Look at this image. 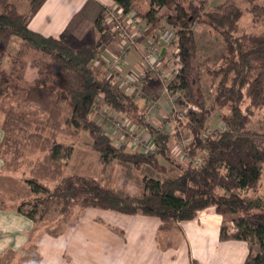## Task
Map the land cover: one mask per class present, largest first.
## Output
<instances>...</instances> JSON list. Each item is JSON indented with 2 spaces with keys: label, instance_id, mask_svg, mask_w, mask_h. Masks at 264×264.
Wrapping results in <instances>:
<instances>
[{
  "label": "trees",
  "instance_id": "1",
  "mask_svg": "<svg viewBox=\"0 0 264 264\" xmlns=\"http://www.w3.org/2000/svg\"><path fill=\"white\" fill-rule=\"evenodd\" d=\"M27 1V11L22 13L12 1L0 0V99L16 95L21 102L34 107L30 114L22 111L19 104L10 108L1 125L3 139L16 131L26 138L35 136L37 140H27L44 153L35 170L37 175L25 179L30 198L22 199L14 209L33 221L38 212L42 217L52 204L62 216L70 215L75 208L142 214L158 218L159 231H169L177 222L193 219L199 210L213 207L222 217L219 239L244 240L248 244L256 241L258 252L253 253L249 245L242 264H264V206L254 205L237 191L258 188L264 163V132L248 126L253 108L264 107V28L248 34L239 32L238 24L246 11L254 22L264 25V0H246L244 9L235 0H224L211 8L208 0H148L146 9L141 7L142 0H112L122 13H132L147 24L158 23L159 10L165 11V23L177 38L179 63L178 73L167 87L181 93L180 103H194L197 107H187L185 112V126L190 132L185 146L186 160L173 154L168 145L170 134L152 127L132 96L111 77L96 75L92 69V61L113 38L103 25L105 12L101 10L94 21L96 42L73 46L67 36L54 38L30 28V20L46 0ZM196 22L208 25L224 43L215 65H208L207 58L197 61L192 30ZM12 37H18L20 45L12 54L9 70H5L2 61ZM28 51L39 56L26 62L23 56ZM26 65L36 69L31 79L24 78ZM202 65H206L205 72L213 83L209 107L199 84ZM195 85L198 98L193 94ZM98 97L150 134L154 150L131 151L124 145H116L90 117ZM245 99L248 101L243 105ZM215 108L226 109L221 115L224 128L213 134L205 133L207 120ZM80 130L88 132L89 146L98 153L103 167L117 159L135 169L148 165L163 173L166 167L159 161L160 156L176 167L179 174L165 180L143 176L145 191L141 195L119 194L99 178L82 174L60 176L50 189L42 181L47 177L45 170L49 167L51 174L61 159L69 158L73 148L71 143L58 140V134L73 136ZM8 140L14 151L19 149V137ZM196 157H200L198 168L191 163Z\"/></svg>",
  "mask_w": 264,
  "mask_h": 264
},
{
  "label": "rangeland",
  "instance_id": "2",
  "mask_svg": "<svg viewBox=\"0 0 264 264\" xmlns=\"http://www.w3.org/2000/svg\"><path fill=\"white\" fill-rule=\"evenodd\" d=\"M10 1L13 2L19 12L24 13L27 11V0ZM222 1L224 0H208V8L216 6ZM235 2L242 9L247 7L246 0H235ZM111 7L112 6H107L102 9V11L105 12V15L107 9ZM141 7L142 9H146L148 7V0H142ZM164 14L165 11L161 8L158 13L161 17L159 22L156 24H148V28H146L145 24L147 23L143 19H141L140 23L132 27L133 29L137 28L139 32L135 40V50L139 58V69L137 70L135 77L131 75V80H128L127 86L134 88V91H136L141 82L148 80L149 76L152 77L151 84L153 94L144 96L145 100L141 102L139 109L141 112L145 113L146 119L150 122L152 127L161 129L170 134L168 143L170 149L176 157L185 159V156L183 155L184 146L190 139V132L185 126V106L179 102L172 103L170 90L168 89L169 93H166L163 89L164 85L170 82L175 76V71L179 66L176 56L177 38H175V40L167 47L163 48L159 56V64L155 69L150 70L146 68L142 62V56L147 47L150 44H153L160 49L162 45L159 43V35L164 29L171 28L165 23V19L163 18ZM105 15L103 18V25L107 29V25H105ZM113 23L115 22L113 21ZM238 24L240 28L239 32H245L248 34H256L264 28V25L261 22H254L251 14L246 11L243 12ZM130 30L131 29L127 24L126 31L130 32ZM192 30L197 44V61H203L207 58L208 62L206 63H208V65L212 66L217 64V57L224 48V43L219 34L212 30L208 25L199 22L194 23ZM111 33L113 34L111 41L114 39L116 40L119 37L124 38L122 32ZM96 40L92 41L90 38H85L81 42L71 40V45L78 46L84 43H94ZM19 45L20 39L18 37H12L8 42L6 54L2 61V67L5 70H9L12 54ZM37 56H39V54L28 51L23 56V60L28 62ZM99 61L101 60L98 57L91 63V67L95 74L109 77L106 75L107 73L101 72L97 67V65L101 64ZM205 69L206 65L200 67L201 73L199 84L201 87V93L204 95L205 105L206 107H209L213 95V83L211 77L205 72ZM35 72V68L26 65L24 78L31 79V77L35 75ZM193 94L195 95L194 98L199 97L196 85L194 86ZM247 101L248 100L245 99L243 105H245ZM17 104H19L22 111L28 112L29 114L34 111V107H29L24 102H21L16 95L2 97L0 99V126L3 125L5 114L11 107L15 108ZM192 105L196 108L194 103H192ZM224 112H226V109L224 108H215L211 112V115L207 120V130L205 133L213 134L224 128V124L221 121V115ZM251 116V121L248 126L259 132H264V107L253 108ZM90 117L102 126L103 130L111 137L116 145H124L126 149L131 151L136 150L148 152L155 148L150 134L146 133L141 126L131 122L123 113H117L112 110L100 97L96 99ZM17 132L18 131L7 134V138L5 137L2 139V142L0 143V158L2 160V167L0 168V207L4 208H14L20 203V201H22V199L27 200L30 198V192L28 191L25 179L37 175L35 170L38 166V161L42 159L44 154L35 146H31L30 140H27L33 139V141H35L37 140V137L33 136L26 138ZM16 136L19 137L20 144L18 147L19 149L14 151L12 148L13 145L11 146L8 138H15ZM57 138L64 143H71L73 148L69 158L61 159L58 164L53 167L54 170L51 174L49 167L47 171L45 170L44 175L47 173V177L45 178L44 176L42 181L47 182L50 189L60 179V176L67 174H82L99 178L105 186L112 188L119 194L129 193L141 195L145 191L141 181L143 176L165 180L179 174L176 167L160 156L159 161L166 167V171L163 173L157 172L148 165H143L140 169H135L131 164L117 159H112L103 167L99 160L98 153L92 150L89 146L91 138L85 130H80L73 136L66 133H59ZM133 142L135 144H133ZM237 191L241 196L252 202L254 205L260 208L264 206V163L261 166V176L258 188L255 191L241 189H237ZM28 206L29 205L25 207ZM40 208L42 210L43 205H41ZM39 215L40 212H38L36 220H32L33 225H35V230L31 233L30 243L25 247V250L16 254L4 255L0 258V264H40V261L44 258L43 255H48V251H50L51 248L54 249L56 243L57 250L58 247L61 248L65 245L68 248L74 247V249L81 247V244L84 242H81L82 237L78 229L81 217L84 219L83 227H85V229L88 228L86 224L91 223L93 217L96 216L103 217L110 223H117L118 225L123 223L122 225L125 224V226L127 224V222L122 220V217L125 216L122 215V213L118 214V212H109L99 208H87L86 210L81 211L75 208L70 215L62 216L58 213L55 205L52 204L47 211L44 212L42 217H39ZM227 221L228 225L231 226V221L229 219H227ZM170 232L171 233H160L157 235L156 240L158 243L156 244L159 248L166 246L163 245L165 241L164 237H167V239L170 240L171 246L179 245L177 241L180 238L186 243V238L183 232L180 233L174 229ZM45 236H47V243L44 245V250L41 247L43 252L41 251L40 254L38 245L41 244L42 237ZM249 245L253 253L258 252V243L256 241H250ZM56 249H54V251ZM50 254L51 253L49 252V255ZM62 256H64V260H66L65 263L72 264L71 259L67 258L68 256L66 253L62 254ZM191 264L201 263L197 260H193Z\"/></svg>",
  "mask_w": 264,
  "mask_h": 264
},
{
  "label": "crops",
  "instance_id": "3",
  "mask_svg": "<svg viewBox=\"0 0 264 264\" xmlns=\"http://www.w3.org/2000/svg\"><path fill=\"white\" fill-rule=\"evenodd\" d=\"M112 4H114L112 0H46L30 20L29 26L54 38L64 35L78 42L85 38L95 41L98 32L94 21L104 7ZM133 25L128 23L132 32ZM145 26L148 28V24ZM121 38L112 40L102 48L99 55L101 64L97 67L141 105L145 95L153 94L152 77L149 76L148 80L141 82L136 91L134 88H128L125 81H128L131 75L136 76L139 58L135 48L120 53ZM110 58H114L115 62H111ZM3 136L4 132L0 126V143ZM122 215H125L122 220L127 222V227L125 224L122 225L123 223L119 225L110 223L103 217L96 216L91 223L86 224L88 228L85 229L84 219L81 217L80 223L78 222L81 242L84 241L81 247L74 249L65 245L58 247L57 250L56 243L54 245L56 250L51 248L48 255H43L40 264H69L65 263L66 260L62 256L64 253L71 259L72 264H191L193 260L201 264H242L249 251L247 241L219 239L222 217L214 212L213 207L199 210L193 219L177 222V226L172 228L183 232L186 243L180 238L177 241L179 245L171 246L170 240L164 237L163 245L166 246L162 248L156 244L157 235L171 233L172 229L159 231L160 221L153 216ZM34 230L35 225L31 219L18 213L14 208L0 207V258L25 250ZM46 240L47 236L42 237L41 244L38 245L40 254L42 248L44 250Z\"/></svg>",
  "mask_w": 264,
  "mask_h": 264
},
{
  "label": "built area",
  "instance_id": "4",
  "mask_svg": "<svg viewBox=\"0 0 264 264\" xmlns=\"http://www.w3.org/2000/svg\"><path fill=\"white\" fill-rule=\"evenodd\" d=\"M110 6H112V7L107 9V12L105 15V25H107V29H109L111 32H122L124 34V38L122 37V42H121L120 48H119L120 53H123L128 48H136L135 40H136L137 35L139 33L138 29L135 28L133 32H131V31L129 32V31H126V25L128 23H133L134 25H136V24L140 23L141 18L138 16H135L132 13H127V14L122 13L121 10L115 4H112ZM113 21L115 23H113ZM134 25H133V27H134ZM175 38H176V35H175L172 28L164 29L162 31V33L159 35V43L162 45L161 48L158 49L155 45L150 44L147 47V49L145 50V52L142 56V62L144 64V66L150 70L155 69L159 64V56H160L163 48L167 47L172 41L175 40ZM113 59L114 58H110V61L115 62V59L114 60ZM178 70H179V66L177 67V70L175 71V75L178 73ZM125 83H128V81H125ZM167 84L164 85L163 89L166 93H169L170 89L167 87ZM129 87L130 86H128V88ZM130 88L133 89L132 87H130ZM170 93L172 95L171 102L172 103L179 102L178 99H179L181 93L179 91H171V90H170ZM180 104L185 106L184 113L186 112L187 107H189L191 109H197V107L195 108L192 105V103L182 102ZM133 144H135V143L133 142ZM185 146H184V151H183V155L185 156V159H183V160L187 159L186 152H185ZM191 163H192V166L194 168H198L200 165V157H196L195 159H193L191 161Z\"/></svg>",
  "mask_w": 264,
  "mask_h": 264
}]
</instances>
